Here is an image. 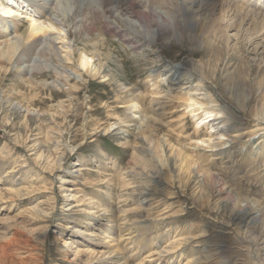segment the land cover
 <instances>
[{"label":"rangeland","instance_id":"obj_1","mask_svg":"<svg viewBox=\"0 0 264 264\" xmlns=\"http://www.w3.org/2000/svg\"><path fill=\"white\" fill-rule=\"evenodd\" d=\"M229 1L243 6L242 0ZM247 1L244 8L259 13V20L238 15L235 6L229 10L223 24L227 49L196 47L191 55L185 39L178 36V40L165 38L162 57L150 52L149 61L142 56L144 49L134 53L117 34L108 32L105 20L95 22L92 39H100L106 47L100 54L107 60V71L126 89L137 90V114L129 110L132 96L122 94L120 83L86 74L83 82L70 71V78L78 81L74 97L65 93L61 83L59 89L49 85L36 98L29 96L34 104L27 131L22 119L2 115L0 106V179L7 176L0 182V264H104L108 257L115 259L112 264H140L143 259H147L143 264H264V0ZM79 5L84 8L86 2L80 0ZM22 12L21 19H27V12ZM74 12L66 13V22ZM56 38L57 33L51 39L59 43ZM192 58L204 63L203 82L193 74L182 77L178 85L181 80L172 81V73L167 72L165 82L147 85L151 72L165 71L168 63L189 68ZM10 72L0 73V105L17 81ZM51 74L49 70L38 81L52 82ZM178 91L206 106L192 113L199 106L187 107L184 101L166 96ZM21 101L19 96L14 106ZM61 101L65 109L53 120L46 111ZM206 109L214 114L203 119ZM145 113L154 119L144 131L164 146L166 166L150 159L149 139L136 135L134 123H141ZM121 119L128 122L121 125ZM2 153L7 157L4 162ZM181 155H188L190 165L181 162ZM76 168L83 169L81 174L69 176ZM13 178L22 180L21 188L29 187L20 197L7 192ZM66 178L73 184H65ZM74 194L84 198L85 205L68 210L70 204H80L72 202ZM90 200L91 205L103 207L85 217L84 209L92 207L87 206ZM104 210L132 230L150 227L137 236L141 245L126 246V232L117 231L112 248L90 245L89 232L107 225ZM156 220L161 223L154 227ZM91 221L94 225L88 224ZM78 227L84 233L76 236ZM98 233L97 241L111 236ZM169 246H174L171 254L155 261L148 257Z\"/></svg>","mask_w":264,"mask_h":264},{"label":"bare ground","instance_id":"obj_2","mask_svg":"<svg viewBox=\"0 0 264 264\" xmlns=\"http://www.w3.org/2000/svg\"><path fill=\"white\" fill-rule=\"evenodd\" d=\"M84 2H86V6L84 8H81V6L79 5L80 0H0V73L4 75L11 69L10 73H15L17 76V81L15 82L13 88H16L17 86L20 89L17 91L11 88L9 90V93H7L4 97L2 96V104L0 106L3 109L2 115L5 113H9L16 118L22 119V127L26 131L31 128L30 117L32 115V109L30 108L34 104L33 99L29 98V96H33V98H36L38 96V92L47 89L49 85L55 89H59V83H61L62 87L66 91L65 93H67L68 96L74 97V95L77 93L78 86V81H75V79L78 78L81 79V81L86 82L84 74L89 75L92 78L98 77L108 83H120L119 90L122 92V94L125 95L129 93V98H131L132 96V99H128L129 102L127 103L129 104L128 108L131 113L137 114L138 111H140V100L138 101L137 99H135L136 96L134 95L137 94V90L126 89V87L121 84V80L115 77L114 73L109 70L107 71L106 69L107 64H105V61L107 60L102 59V54H100V50H102L101 48L104 47L103 43L102 41H100V39H92L94 34V25L97 20H105L108 28H110L111 30L108 32L117 34L120 43L128 46V48H130L134 53H136L139 49H144L142 56L145 61L151 60L149 58V55H151L150 52L157 53L159 56L157 58L162 57L161 53L164 52L162 41L165 38H167V40L172 38L178 40V36L182 37L183 40L185 39V45L189 48L191 55L195 53L196 47H200V49L204 48L206 50L228 48V37L223 24L225 22L227 12L229 13V10L233 11V8L235 6L231 5V2L229 0H98V2H96L95 0H84ZM245 2L249 1L242 0L243 6H235L233 12L237 13L238 15L243 14V16L245 17L257 19L259 17V13L254 12V10L252 9L244 8ZM72 9H75V12L72 17L66 22V13L71 12ZM22 11L27 12V19L25 20L21 19V16L24 14ZM55 33H57L59 36V38H56V40L60 41L59 43H55L56 41L54 39H51L52 36L55 35ZM163 42H165V40ZM83 44H86L87 47ZM62 49H64V51H61ZM63 53L64 56L62 58L61 55ZM154 62L157 63L158 60H154L153 63ZM190 65L191 67L187 68L188 66H173L172 63H168V65L165 66L167 67L165 71L150 73L147 85L150 84V87H156L158 83L165 82L164 77L165 75H167V72L172 73L171 75L168 73L172 81L178 82L181 80L177 83L178 85H182V77H187L190 75L192 76L193 74H197L198 77L195 76L196 79L199 78V81L203 82V80L207 77L203 61L192 58L190 60ZM49 70L50 73H52L51 75L53 76L52 82L49 83V80L47 79H41L42 81L40 80L39 82L38 78L45 77L46 73H48ZM69 71L72 72V74L76 77L75 79L70 78ZM25 88L26 91L22 93L21 90ZM26 92H29V94L27 93V96ZM138 94L140 96V93ZM152 94L150 95V98ZM19 96L22 97V101L26 102L22 103L21 101L14 106L13 102L17 100ZM166 96L170 99H178L182 102L184 101L187 107L199 106L195 109H192V111H190L192 113L200 111L204 106H206L203 102L192 98V95H189L188 93H184L182 91H180L179 93L170 92L169 94H166ZM64 109L65 104L61 101L56 103L55 105H51L50 108L46 111V115L54 120L55 116L63 112ZM213 114L214 110L206 109V112L202 115V118L205 119L207 117H211ZM152 119H154V117L150 116L148 113H145L143 116H141V123H134L135 130L137 131L136 135H138V137H140L141 139H149L148 141L150 142V147L148 149V152L151 156L150 159L158 162L159 165L164 166V151H162L164 146L162 145V143H160V141L148 138L144 131L146 129L149 130ZM127 122H125L123 119L119 121L121 125H125ZM126 132H129V130H127ZM168 147L170 148V146ZM172 149L173 148H171L170 150ZM1 155H3V153ZM6 158V156L2 157L3 162L4 160H6ZM181 158V162H185L186 165H190V158L188 157V155H181ZM18 166H20L21 168H26L25 165L19 164ZM76 166L78 165L76 164ZM82 170L83 169L79 168L68 173L70 174L69 176H74L76 172H79V174H81L80 172ZM13 172H15V169L12 168L10 173L12 174ZM99 177L101 178V176ZM6 178V175L3 176L0 179V182L2 181V179ZM69 179H63L65 181V184H73ZM33 180H31L30 182H32ZM21 182L22 180L20 181V179L15 180L13 178L12 181L9 179L8 184L11 188H9L8 190L6 189L7 192L9 194L15 195L16 197H18L21 192H27L29 187H25V189L21 188ZM69 191H72V189L69 188ZM72 198L73 203L80 204H76L75 206H73V204H70L68 210H72L85 205H83L82 203L84 201V198L82 200L77 199L76 194H74ZM92 203H94V201H88L87 206H90ZM91 206L92 207H87L86 209H84L83 212L85 213V217L93 215L92 211L98 210L99 208L103 207L102 204H95ZM103 217L107 218V225L104 227L103 225H101L89 232V236H93V242L90 245L112 248L114 246L113 242L115 240L114 235L117 231L120 233L126 232L125 234H123L125 235V237L122 236L124 240L123 242L126 246L133 245L135 243L139 246L140 243H137L139 242V237L143 236L144 233H146L150 228L148 226L141 225L136 227V230H132L131 228H128V224H126V222H123V226V224L120 223L122 220L114 219L109 210H104ZM124 220L125 219H123V221ZM160 221L161 220L153 221L156 223L153 224V226L161 223ZM88 224L94 225L92 221ZM81 226L84 227L83 224H81ZM80 227L74 229V233L76 236L79 233H84V230L80 229ZM261 228V230L263 231L264 219L261 222ZM100 231L104 233L105 236H107L108 232L109 235H111L107 236L109 240H106V238H104L101 241H97L96 236H99L98 232ZM137 236H139L138 239ZM79 243L83 244L81 243V241ZM173 250L174 246H169L162 251L152 253L148 257H150L153 261L159 260L161 257L171 254ZM113 253L114 251H112L110 255H112ZM114 261L115 259H110L108 257L107 259L103 260V263L112 264V262ZM144 262H147V259H143L140 264H143Z\"/></svg>","mask_w":264,"mask_h":264}]
</instances>
